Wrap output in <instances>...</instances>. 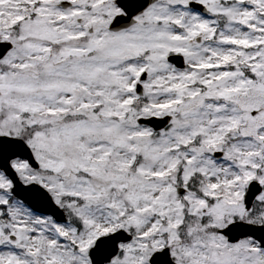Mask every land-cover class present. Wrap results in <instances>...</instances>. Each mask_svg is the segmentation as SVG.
Wrapping results in <instances>:
<instances>
[{"label":"snow or ice","instance_id":"snow-or-ice-1","mask_svg":"<svg viewBox=\"0 0 264 264\" xmlns=\"http://www.w3.org/2000/svg\"><path fill=\"white\" fill-rule=\"evenodd\" d=\"M0 264H264V0H0Z\"/></svg>","mask_w":264,"mask_h":264}]
</instances>
